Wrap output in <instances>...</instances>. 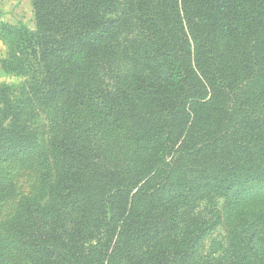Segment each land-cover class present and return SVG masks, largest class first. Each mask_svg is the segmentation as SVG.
Instances as JSON below:
<instances>
[{"label": "trees", "instance_id": "16d2710c", "mask_svg": "<svg viewBox=\"0 0 264 264\" xmlns=\"http://www.w3.org/2000/svg\"><path fill=\"white\" fill-rule=\"evenodd\" d=\"M31 5L33 29L0 20L1 66L22 77L0 84V159L36 152L21 143L22 111L61 100L55 199L75 215L26 200L9 235L32 264H190L201 233L178 227V207L208 188L231 211L264 187V0ZM124 52L137 64L122 81L111 62ZM41 168L47 178L43 157ZM248 212L264 225V211ZM252 234L233 235L231 264H264Z\"/></svg>", "mask_w": 264, "mask_h": 264}, {"label": "rangeland", "instance_id": "374dc122", "mask_svg": "<svg viewBox=\"0 0 264 264\" xmlns=\"http://www.w3.org/2000/svg\"><path fill=\"white\" fill-rule=\"evenodd\" d=\"M0 20L33 29L35 18L31 0H0ZM133 35L131 30H125L116 39L126 43V39ZM5 54L6 47L0 39V84H18L22 77L6 72L1 66V58ZM124 54L114 57L111 62L114 75L122 81L137 64H133L128 53ZM45 103L49 104L27 108L21 114L25 122V138L19 135L21 143L31 142L38 150H16L17 153L0 159V264H32L26 251L16 245V238L9 235L10 227L7 229L9 223L12 225L20 220L18 210L24 201L40 207L48 218H56L60 214L67 219L75 215L72 209L61 208L55 199L64 169L53 157L51 141H54L61 125V100ZM8 122L5 102L0 97V125L6 126ZM14 139H10L3 148L20 143ZM41 153L47 160V178H44L47 171L41 168ZM227 201V197L207 188L201 189L189 206L178 207V227L182 231L201 233L190 264H231L235 260V233L246 239L253 233L250 238L252 245L259 251L264 250V225L247 213L251 209L264 211V187L252 189L238 198L231 211H228Z\"/></svg>", "mask_w": 264, "mask_h": 264}]
</instances>
